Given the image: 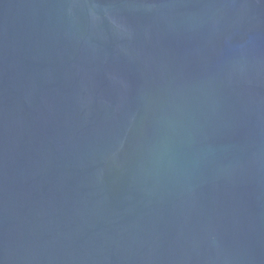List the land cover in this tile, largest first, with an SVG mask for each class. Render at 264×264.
<instances>
[{
    "label": "water",
    "instance_id": "1",
    "mask_svg": "<svg viewBox=\"0 0 264 264\" xmlns=\"http://www.w3.org/2000/svg\"><path fill=\"white\" fill-rule=\"evenodd\" d=\"M0 264H264V0H0Z\"/></svg>",
    "mask_w": 264,
    "mask_h": 264
}]
</instances>
